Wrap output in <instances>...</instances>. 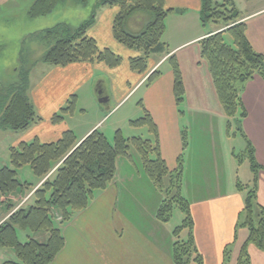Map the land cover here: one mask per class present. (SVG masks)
<instances>
[{
	"label": "trees",
	"instance_id": "obj_1",
	"mask_svg": "<svg viewBox=\"0 0 264 264\" xmlns=\"http://www.w3.org/2000/svg\"><path fill=\"white\" fill-rule=\"evenodd\" d=\"M61 1L36 0L30 11L31 16L49 14ZM80 1L87 3L89 0ZM165 4L166 0H100L98 3L99 6H119L120 11L114 20V35L126 47L140 52V55L131 58L130 66L141 74L148 72L152 54L164 53L168 49L163 36L166 18L173 10L166 9ZM138 13H148L151 20L142 32L133 33L128 30V22ZM201 20L203 24L223 23L222 30L213 32L200 41V59L208 63L225 113L231 120L241 122L246 116L241 96L244 84L257 74L264 77V54L252 45L247 35V24L243 22V16L233 0H202ZM94 21L93 17L75 29L65 23L44 29L43 38L49 46L43 56L44 62L65 66L74 62L102 61L110 67L118 66L122 61L121 56L109 48L101 49L97 41L88 35V29ZM227 34L233 39L232 43L227 41ZM170 62L175 76V98L180 106L185 102L186 95L183 71L176 55L170 57ZM161 74L160 70L153 71L147 78V84H151ZM29 87V71L25 78L9 86L5 105L0 111V128L23 131L41 119L29 97ZM76 104L77 98L73 95L67 105L53 116V122L62 121L64 114H73ZM141 104L143 105L142 102ZM130 124L136 127L148 126L153 137H127L119 129L114 140L110 141L103 131L95 129L79 141L72 130H67L54 143H43L37 139L21 142L18 147L11 148L10 165L0 169V196L9 197L16 192L34 189L33 184L23 182L18 177V169L26 165L32 168L35 176L45 180L34 190L31 204L16 208L17 204L9 199L3 202L10 215L0 224V248L11 249L17 257V260H9L5 264H50L65 246L63 229L56 225L55 217L59 214L64 222H69L76 213L85 210L96 193L113 182L119 159L133 158V149L139 154L141 168L148 179L166 196L156 216L161 221H169L175 205L186 214L183 224L173 231L175 241L172 258L175 264H204V258L195 242L191 204L183 194V157L177 168L168 167L161 153L157 124L147 109L143 117L130 120ZM183 145L184 149L188 145L185 130ZM248 147L252 170L257 172L261 166L256 160L252 145ZM55 166V172L50 174ZM249 187L242 212V224L248 228L249 235L237 264H252L248 243L264 250V207L257 213L256 177ZM239 188L243 189V185L240 184ZM20 230L28 232L24 241L20 239ZM184 230L188 233L182 239ZM41 233H46L48 238L40 239L37 235ZM229 257L230 250L227 248L225 259Z\"/></svg>",
	"mask_w": 264,
	"mask_h": 264
},
{
	"label": "crops",
	"instance_id": "obj_2",
	"mask_svg": "<svg viewBox=\"0 0 264 264\" xmlns=\"http://www.w3.org/2000/svg\"><path fill=\"white\" fill-rule=\"evenodd\" d=\"M233 2L241 12L243 22L247 24V35L252 45L258 52L264 54V49L261 48L264 46V0H233ZM248 3L250 7L246 10ZM17 5V0H0V17L12 16V13L16 17ZM165 7L173 10L166 18V31L163 36L168 49L164 53L154 54L149 58L147 73L141 74L131 69L130 60L137 57L132 55L128 56L127 62L121 61L116 67H110L102 61L74 62L65 66H43L47 67V72L41 74L42 77L37 75L36 79L33 77L34 66L30 67L28 94L41 119L23 130V134L19 137H15L5 129V135L10 134L11 136L9 144L3 147L4 150L1 149L7 153H3L5 156L0 163V169L9 164L7 162H10L11 148L18 147L21 142L38 139L43 143H54L59 141L67 130H72L77 139L81 141L95 129L103 131L101 122L109 113L113 112L135 89L146 85L148 76L155 70L161 71L163 65L170 62L172 55L189 47V54L194 55L190 53L192 49L195 52L196 65L207 63L200 59V41L209 34L222 30V24L216 22H211V26L209 23L203 24L201 20L202 0H166ZM99 11L101 14L95 15L93 25L89 27L91 29H88L89 36L97 41L101 49L109 48L115 53L113 46H116V48L127 51L128 47L115 38L113 31L115 17L120 11L119 6H100ZM133 21L128 22L129 31L133 26L135 27ZM258 31L262 32L256 33ZM251 34L255 39L251 37ZM29 56H34V52H31ZM40 56L37 61L44 62V54ZM207 71L213 83L209 67ZM161 73L155 81L146 86L144 96L145 99L148 98V101L144 99L142 103L157 124L162 156L168 167L175 169L179 166L180 158L183 157L182 153L187 149H184L183 145L181 122L183 112L180 109L184 103L179 106L175 98V76L172 64L167 74L162 71ZM114 75L116 78L113 79V87L118 81V86L122 89L121 101L106 114V110L98 103L94 87L97 82L101 81L107 85V79L111 80L109 77L114 78ZM131 85L133 87H130ZM82 90L89 96L98 113L97 119L85 127L72 125L67 118L68 115L75 116L79 110L83 111L82 107L77 110V105L81 102ZM73 95L76 96L78 102L76 111L73 114H64V119L60 122H53V116L67 105ZM241 96L246 116L241 119L239 129L248 146L252 145L256 160L261 166L257 172H254L257 186V213H259L264 207V77L257 74L245 82ZM223 111L226 119H231L225 113L224 107ZM157 114L161 116V119ZM18 132H15L16 135ZM114 136L115 133L113 137H107L113 141ZM172 155L175 158L174 167L168 163V156ZM56 168L57 166L50 174L55 172ZM25 169V166L18 169V177L23 182L33 184L34 189L16 192L9 197L0 196V221L2 222L10 215L6 211L4 200L9 199L12 203H16V208L25 207L31 204L34 190L40 187L45 180L35 176L33 170L25 172L26 175L25 173L21 175V171ZM117 175L118 170L113 182L106 189L98 191L90 205L63 227L65 246L51 264H175L172 258V247L175 241L173 232L166 241L162 242L158 239L156 219L160 222L164 221L156 216L153 223L155 227L145 228L142 223L127 213L129 203L125 202L124 207H120L122 205L120 203L121 191L117 183ZM239 185L238 183V188ZM189 201L194 220L195 242L204 258V264H226L225 250L227 248H232L229 264H237L242 247L249 235L248 228L242 224L245 199L239 193L226 195L218 191L216 194L197 197ZM2 249L6 248H0ZM248 253L252 264H264V250L253 243H248Z\"/></svg>",
	"mask_w": 264,
	"mask_h": 264
},
{
	"label": "rangeland",
	"instance_id": "obj_3",
	"mask_svg": "<svg viewBox=\"0 0 264 264\" xmlns=\"http://www.w3.org/2000/svg\"><path fill=\"white\" fill-rule=\"evenodd\" d=\"M99 1L89 0L87 3H83L80 0H62L49 14L31 17L30 11L36 0H17V16H13L12 13V16L0 17V44L2 45L0 48V111L5 105L4 101L9 93V86L20 81L21 78H25L30 67L34 66V79L37 75L42 77L41 74L47 72L46 68L50 64L37 61L41 57L40 55L45 54L49 49L47 41L43 38V29L51 28L60 23L68 24L74 29L78 28L95 17L96 14H101ZM249 7L248 3L246 10ZM132 18L130 21L134 20L133 22H135V27L131 28L133 33L142 32L151 20L148 13H138ZM211 24L210 22L209 25L211 26ZM221 24L223 26V23ZM251 37L255 39L253 34H251ZM226 38L229 43L233 42L229 34ZM113 47L115 53L119 52L117 54L122 56L123 62L128 61L129 55L133 57L140 55V52L136 49L125 47L127 50L125 51L116 48V46ZM261 48L264 49V46H261ZM31 52H34V56H29ZM190 53L195 55L193 49ZM194 55L189 54V47L176 54L178 60H180L187 87L186 101L180 108L183 110L181 114L183 130L187 133L189 143L187 149L182 153L185 173L183 194L188 200H193L197 197L216 194L219 191L226 193V195L239 193L245 199L249 186H252L254 179V172L247 152L248 144L242 135L241 129H238V127L240 128V122L236 119H226L223 105L218 98L212 81L209 79L207 63L196 65ZM171 64L169 61L166 62L161 71L167 74L171 70ZM39 68L41 69L38 71ZM109 78L111 79H107L109 102L102 104L98 101L101 108L106 110V114L117 106L121 101L122 94L118 81L113 87V79L116 76ZM146 86H148L147 83L143 87L135 89L101 122V129L108 137H113L115 131L119 129L127 137L140 136L145 139L153 137L148 126L136 127L129 123L130 119H139L145 115L141 102L144 103ZM84 90L86 91V89ZM84 90H82L81 102H77V110L82 107L83 111L80 112L79 110L75 116L68 115L67 117L70 124L79 127L89 125L98 117L97 109L93 107L89 96ZM145 101H148L147 97ZM157 116L161 119L159 114ZM230 120L231 128L228 127V121ZM6 130L15 137L23 134L22 131H19L16 135L15 132L17 131ZM10 136V134L5 135V129H0V138H2V141H0V163L5 156L3 153H7V151L3 152L2 150L5 149L3 147L6 144H9ZM132 153L133 158L121 157L119 160L117 183L121 191L120 203L122 205L120 207H124L125 202L129 203L127 213L142 223L143 227L151 229L155 227L153 223L156 219V213L166 196L153 186L142 170L141 159L137 151L133 149ZM7 163L10 165V162ZM168 163L172 167L176 165L173 155L168 156ZM25 167L26 169L21 171V175L32 170L29 165ZM238 183L243 185V189L238 188ZM185 217V212L178 205H175L169 221L160 222L156 219L158 239L162 242L166 241L171 233L183 224ZM69 222H64L59 214L55 217L56 225L62 227V229ZM187 233L188 231L184 230L181 238L185 239ZM27 234L26 231H20V239L26 240L25 236ZM37 236L40 239L48 238L46 233ZM229 250L231 253L232 248H229ZM9 260H17L15 253L10 249L0 250V264H4ZM229 260L230 258L227 259L226 264H229Z\"/></svg>",
	"mask_w": 264,
	"mask_h": 264
},
{
	"label": "water",
	"instance_id": "obj_4",
	"mask_svg": "<svg viewBox=\"0 0 264 264\" xmlns=\"http://www.w3.org/2000/svg\"><path fill=\"white\" fill-rule=\"evenodd\" d=\"M95 94L98 101L102 104L109 102V92L107 85L104 82H97L95 86Z\"/></svg>",
	"mask_w": 264,
	"mask_h": 264
},
{
	"label": "built area",
	"instance_id": "obj_5",
	"mask_svg": "<svg viewBox=\"0 0 264 264\" xmlns=\"http://www.w3.org/2000/svg\"><path fill=\"white\" fill-rule=\"evenodd\" d=\"M0 224H1V221H0Z\"/></svg>",
	"mask_w": 264,
	"mask_h": 264
}]
</instances>
